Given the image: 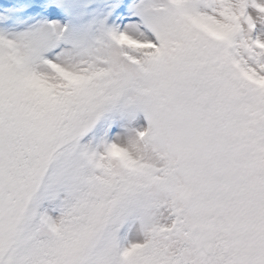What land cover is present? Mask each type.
<instances>
[{
  "label": "snow or ice",
  "instance_id": "6c2138e0",
  "mask_svg": "<svg viewBox=\"0 0 264 264\" xmlns=\"http://www.w3.org/2000/svg\"><path fill=\"white\" fill-rule=\"evenodd\" d=\"M0 264H264V0H0Z\"/></svg>",
  "mask_w": 264,
  "mask_h": 264
}]
</instances>
